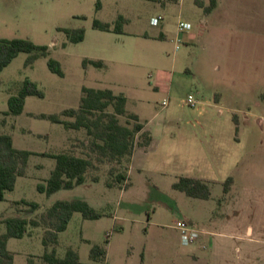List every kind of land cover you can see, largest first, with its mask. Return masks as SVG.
Returning a JSON list of instances; mask_svg holds the SVG:
<instances>
[{"label":"rangeland","instance_id":"1","mask_svg":"<svg viewBox=\"0 0 264 264\" xmlns=\"http://www.w3.org/2000/svg\"><path fill=\"white\" fill-rule=\"evenodd\" d=\"M101 1L103 9L99 14L95 0H0V37H27L47 45L48 56L56 58L63 70V74L52 71L44 55L27 63L28 53L20 51L0 71V133H9L16 147L33 151L25 173L16 177L13 188L5 190L0 199V220L23 214L17 207L26 205L16 204V200L37 202L38 206L26 214L37 216L57 199L79 197L103 214L88 218L74 211L58 234L59 255L71 246L78 253V264H217V256L204 252L198 239L182 243L175 222L188 218L199 226L227 233L223 224L226 208L222 209L219 221L210 223L209 213L221 200L224 180L232 175L236 177L234 192L239 195L235 221L240 225L252 216L256 203L254 196L245 192L243 158L251 151L264 153V134L257 127V117L261 116L260 122L264 123V100L238 92L234 98L223 97L220 104H214L215 74L199 58L205 56V51L199 49L201 42L197 41L203 9L194 0H181V5L180 1ZM118 12L128 17L122 26L129 32L112 35L115 38L99 37L103 31L92 26L93 17L99 14L108 21L116 19ZM153 15L159 19L157 24L150 22ZM180 20L191 23L190 28L181 30L184 38L176 37ZM59 27H82L84 37L80 41H68ZM161 30L164 37H145L139 32L158 34ZM185 37L193 42L187 44ZM84 57L102 58L104 65H84ZM159 71H166L167 78L172 76L173 88L169 93L153 92ZM25 77L35 81L43 95H27L20 113H5L8 96L18 91ZM98 79L115 83L114 92L128 95L126 109L139 111L152 136L146 145L136 149L129 162L127 187L106 184L107 180H113L117 170H125V155L116 159L92 152L84 128H68L38 116L42 112L59 114L64 108L77 107L81 87L95 86ZM188 93L193 94L196 103L186 101ZM242 102L250 105V120L244 121L246 125L243 123L237 140L233 114L244 115ZM234 117L237 119V115ZM120 120L125 122V117L121 116ZM141 139L144 137L139 134L136 140ZM63 150L92 160L85 181L50 194L39 191L37 182L44 181L55 164L53 157L39 152ZM254 171L261 177L255 185L264 186V164L256 166ZM93 175H98V179L92 180ZM180 175L208 180L210 197L190 196L175 188L173 182ZM4 230L5 225L0 222V232ZM44 230L43 225L28 224L21 237L7 238L6 246L13 255L11 264H29L28 258L41 263ZM92 244L105 245L103 261L90 259Z\"/></svg>","mask_w":264,"mask_h":264},{"label":"trees","instance_id":"2","mask_svg":"<svg viewBox=\"0 0 264 264\" xmlns=\"http://www.w3.org/2000/svg\"><path fill=\"white\" fill-rule=\"evenodd\" d=\"M194 1L203 7L204 12H208L216 4V0H208L206 4L202 0ZM100 4V0H95V9H98ZM91 23L97 29L115 32L123 31V17L120 14L113 22L93 17ZM58 29L62 30L66 35V39L71 42L80 41L84 37V28L82 27H59ZM20 51L28 53L25 60L27 63L32 62L39 55L47 56L48 67L58 74H63L60 62L56 58L48 56L47 45L35 43L27 37L19 36L0 37V71ZM82 63L84 65L88 63L96 66L104 65L103 60L100 58L84 57ZM81 90L82 94L77 107L64 108L59 114L42 112L38 116L62 123L68 128H84L88 139H90L88 146L92 152L110 155L116 159L125 155V170H117L113 180H107L106 184L109 186L119 185L120 187H127L130 183L127 163L130 160L132 150L135 145H146L151 139V134L144 128V123L139 119L138 115L126 109V96L123 92H114L108 87L101 88L86 85H83ZM27 95L42 96L43 91L37 86L35 81L25 77L18 91L8 96V108L5 113H20ZM62 115L72 116L73 118H64ZM121 116L125 117V122L120 120ZM233 119L237 123L234 114ZM139 134L144 139L137 141L136 137ZM31 153L33 151L30 149L16 147L9 133H0V199L4 197L5 190L13 188L16 177L25 173L26 163ZM39 153L55 159V164L47 178L36 184L37 189L46 194L84 182L86 171L92 165V160L89 156L79 155L70 150L58 152L42 151ZM113 170V167L109 168V173L112 174ZM91 179L97 180L98 175H93ZM231 181V176L224 180L223 191L229 189ZM173 186L194 197L207 198L210 195L208 180L200 177L180 175L173 182ZM14 202L16 204L22 203L26 206L17 207L18 210L23 211V214L6 216L0 220L5 225V230L0 232V264H11L12 261V252L6 246L7 238L10 236L21 237L28 224L31 226H45L42 235V242L45 248L41 254L40 264H78L79 256L73 247H66L63 255L57 253L58 234L65 229L74 211H80L83 217L88 218H97L103 214L95 210L85 199L79 197L57 199L37 216L26 215L38 206L37 202L26 199ZM105 253L106 248L104 245L92 244L90 259L92 261H100L104 259ZM28 263L36 264L32 258H28Z\"/></svg>","mask_w":264,"mask_h":264},{"label":"crops","instance_id":"3","mask_svg":"<svg viewBox=\"0 0 264 264\" xmlns=\"http://www.w3.org/2000/svg\"><path fill=\"white\" fill-rule=\"evenodd\" d=\"M158 1L164 3L172 0ZM176 1H180L178 3L182 4L181 0ZM202 1L204 4L207 3V0ZM100 2V7L96 9L99 14L103 9V2L101 0ZM196 5L203 9L202 6ZM99 14V19L105 21L106 19H103ZM119 14L122 15L123 22L128 20L124 13L118 12L116 16ZM114 18L108 21L113 22ZM150 22L157 24L159 19L153 15L150 17ZM200 25L201 31L197 41L201 42L199 49L205 51V56H199V58L207 62L211 66L213 74H215L212 77V90L216 93L214 104H220L223 97L232 99L238 92H244L246 97L253 99L261 97L264 100V0H216V4L211 10L208 12L203 11V15L200 17ZM100 31L103 32H99L98 36L103 39L115 38L116 36L112 35L129 32L124 28L122 32L102 29ZM139 32L145 37L156 38L165 36L162 30L158 34L147 31ZM176 34L177 38H180V35H183L182 38L185 36L183 31L178 29ZM184 42L188 44L193 41L185 37ZM186 47L189 46L186 45ZM116 54L119 55V49ZM166 73V71L157 73L156 83H154L156 90L153 92L161 90L169 93L172 91V76L167 78ZM210 80L207 82H210ZM96 84L93 87H108L112 91L115 90L112 86H116L115 83H110V81L105 79H98ZM222 84H225V86ZM124 94L127 102L128 95ZM165 98L163 101L166 100ZM163 101L162 104L165 105L167 100L166 102ZM240 107L244 109L243 116L234 112L237 115V123H234L235 138L237 140L240 139L239 135L244 121L250 120L248 116L250 105L247 102H242ZM230 108L234 109L235 107L231 106ZM132 112H135L139 119L141 118L139 111ZM259 114L261 113H257V115ZM257 121H259L257 123L259 131L264 134V123L260 122L262 117H257ZM144 128L150 132L145 123ZM138 147L140 145H135L133 148L129 162ZM243 159L245 160L243 172L246 181L245 192L248 196H254L256 203L252 216L240 225L235 221L239 211V200L237 198L238 194L234 192V180L236 177L232 175L229 189L224 191L221 200L215 204V210L211 209L209 213L210 223L215 220L219 221L222 209L226 208L223 224L228 229L227 233L218 228L199 226L191 219L186 218L197 228L196 239H198L200 247L203 248L204 252L213 253L214 257L217 256V258L215 257L217 264H264V186L255 185L261 180V177L254 171L256 166L264 164V153L251 151ZM129 162L127 163L128 169ZM236 166L237 163L235 164ZM209 197L210 195L207 198Z\"/></svg>","mask_w":264,"mask_h":264},{"label":"built area","instance_id":"4","mask_svg":"<svg viewBox=\"0 0 264 264\" xmlns=\"http://www.w3.org/2000/svg\"><path fill=\"white\" fill-rule=\"evenodd\" d=\"M190 27H191V23L189 21L180 20L178 22L179 31H181L182 29L190 28ZM186 101L188 103H191V104L196 103V99L194 98L193 94H191V93H188V95L186 97ZM163 102H166V100H164ZM175 226L180 231V239H181L182 243H190L196 239L197 228L188 219H186V218L177 219L175 222Z\"/></svg>","mask_w":264,"mask_h":264}]
</instances>
